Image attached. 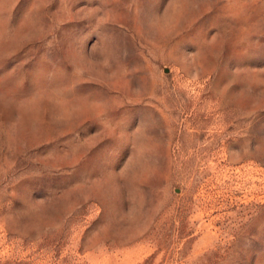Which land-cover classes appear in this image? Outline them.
<instances>
[{"label":"rangeland","instance_id":"1","mask_svg":"<svg viewBox=\"0 0 264 264\" xmlns=\"http://www.w3.org/2000/svg\"><path fill=\"white\" fill-rule=\"evenodd\" d=\"M0 264H264V0H0Z\"/></svg>","mask_w":264,"mask_h":264}]
</instances>
